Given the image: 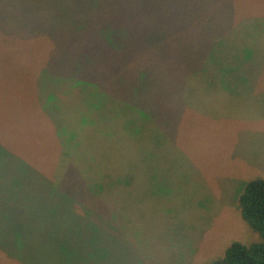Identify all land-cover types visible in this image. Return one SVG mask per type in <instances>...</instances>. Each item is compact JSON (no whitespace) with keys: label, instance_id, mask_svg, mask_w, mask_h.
<instances>
[{"label":"rangeland","instance_id":"rangeland-1","mask_svg":"<svg viewBox=\"0 0 264 264\" xmlns=\"http://www.w3.org/2000/svg\"><path fill=\"white\" fill-rule=\"evenodd\" d=\"M41 1L0 0V213L36 212L0 215V264H203L257 241L237 198L264 179V0L71 40L26 28Z\"/></svg>","mask_w":264,"mask_h":264},{"label":"trees","instance_id":"trees-1","mask_svg":"<svg viewBox=\"0 0 264 264\" xmlns=\"http://www.w3.org/2000/svg\"><path fill=\"white\" fill-rule=\"evenodd\" d=\"M204 1L205 0H42L37 12L40 16L35 18L34 16H30V19L24 20V25H26V28L30 26L34 31H46V33L51 34L52 31H56L61 35L63 34L68 40L81 38L83 36L87 38L91 35V32L117 31L119 28H123L127 22L129 24H134L135 21L143 20V17H150V21L154 24H165L177 29L191 30L193 28H199L200 21L202 27L206 22H209L208 20L204 21L201 19V16H204L205 12L198 7L200 4H204ZM170 3L175 6V9L179 8L180 12L187 11L188 15H198V17L194 18L187 27L184 21V26L181 28L178 27L180 23L178 22V20H180L178 17L173 18L171 25L169 22H163L161 20V12L167 9ZM217 4L219 5V3ZM214 6L215 5L207 10H214L216 12ZM11 8H8L7 11H3V13L5 12L4 14H9L12 17L14 8ZM31 10L34 11L33 6ZM1 12L2 11H0V13ZM206 25H209V23ZM181 33L182 32L171 34V32H168L167 47L174 45V48H177L179 44H182L183 38ZM31 34L32 33L29 35ZM5 36L20 39L28 35L20 36L9 34ZM95 42L96 40L92 37L88 38V43L86 42L88 47H91V53L96 47ZM12 54L14 55L15 52ZM237 204L242 222L256 235L257 241L252 235H250L252 237V239L249 240L250 243L248 241H244V243L241 241H233L223 250L219 257L209 259L203 264H264V179L255 177L246 182L238 195ZM35 213V210L31 211L26 208H20V210L7 214L0 213V215L7 218L17 215L20 216V218L32 219ZM18 218H9L10 223H20V219L18 220Z\"/></svg>","mask_w":264,"mask_h":264}]
</instances>
